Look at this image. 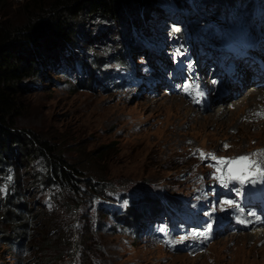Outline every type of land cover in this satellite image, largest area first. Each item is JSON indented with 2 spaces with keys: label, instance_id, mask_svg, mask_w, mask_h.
Segmentation results:
<instances>
[{
  "label": "rangeland",
  "instance_id": "1",
  "mask_svg": "<svg viewBox=\"0 0 264 264\" xmlns=\"http://www.w3.org/2000/svg\"><path fill=\"white\" fill-rule=\"evenodd\" d=\"M28 1L1 0L0 15L11 27L22 26L29 16ZM179 1L141 3L138 15L126 6V15L137 19L132 16V34L107 17L82 13L77 26L89 38L73 36L69 66L64 60L55 68L44 62L37 76L26 80L30 88L24 90L26 110L19 125L58 138L64 158L77 169L82 162L87 167L89 175L82 180H104L101 192L86 195L87 204L68 214L58 189L51 193L54 198L44 196L48 213L70 221L67 231L77 250L66 264H264V230L254 232L264 228V218L245 208L252 218L241 221L235 212L236 203L243 206V195L259 189L264 178L243 182L248 188L237 180L221 183L217 162L208 155L256 153L252 159L264 167V96L242 100L255 88L250 85L223 104L206 94H188L197 101L192 103L178 90L179 80H169L172 67L191 59L202 43L216 45L229 31L257 23L264 16V0ZM176 28L187 31V42ZM79 58L90 63V74L75 62ZM123 62L130 64L128 71ZM205 82L211 84L206 77ZM170 97H182L187 104L173 106ZM15 180L0 181V215ZM22 190L25 198L32 196ZM130 200L139 213L133 229L110 213L125 211ZM17 235L24 238L13 245L0 237V264H35L28 235Z\"/></svg>",
  "mask_w": 264,
  "mask_h": 264
},
{
  "label": "trees",
  "instance_id": "2",
  "mask_svg": "<svg viewBox=\"0 0 264 264\" xmlns=\"http://www.w3.org/2000/svg\"><path fill=\"white\" fill-rule=\"evenodd\" d=\"M153 2L154 0H29L24 3L29 10L27 22L15 27H11L0 15V181L8 179L11 174L16 177L14 189L5 201L4 213L0 215V223L9 228L0 227V237H5L13 245L24 238L17 233L28 235L29 247L32 246L35 250L31 254H34L35 259L38 258L34 260L35 264H66L68 259L75 257L77 250L75 241L68 235V217L48 213L42 203L44 196L52 199L56 194L52 196L51 193L58 189L68 214L70 210H77L87 204L86 199L94 192H101L105 186L104 180L96 179L95 176L82 180L83 175H89L87 167L82 162L78 163L77 169L72 162L66 160L58 151V138L54 142L19 125L18 119L26 110L24 90L30 88L26 80L35 78L39 64L44 62H52L54 68L60 67L61 61H66L71 56V47L76 44L74 35L89 38L82 27L77 26L79 23L76 18L82 13L91 17H107L112 23H120L123 30L125 25L132 34L134 26L131 22L134 15H126L125 7H131L130 11L138 15L137 5L142 3L143 6H149L154 5ZM134 19L136 22L137 19ZM78 32L82 35H78ZM64 48H67V52L63 51ZM86 65L90 74L89 63L86 62ZM21 168L25 169L27 177H22L24 173ZM22 188L32 196L25 198ZM37 193H41L40 197ZM35 197L39 200L36 201ZM133 209V206H129L124 211L125 214H113L118 221L124 219V223L131 224L135 220L132 217L135 214H131ZM15 211L22 212L24 217Z\"/></svg>",
  "mask_w": 264,
  "mask_h": 264
},
{
  "label": "snow or ice",
  "instance_id": "3",
  "mask_svg": "<svg viewBox=\"0 0 264 264\" xmlns=\"http://www.w3.org/2000/svg\"><path fill=\"white\" fill-rule=\"evenodd\" d=\"M227 147V145H225ZM203 158L205 154L197 150ZM264 151V150H262ZM211 159L216 161V178L224 183L226 180H237L240 182L252 181L255 177L264 176V167H261L260 162L252 159L256 153L241 155L232 158L217 157L215 154H208ZM226 203H231L227 201ZM202 236H207V233H200Z\"/></svg>",
  "mask_w": 264,
  "mask_h": 264
},
{
  "label": "bare ground",
  "instance_id": "4",
  "mask_svg": "<svg viewBox=\"0 0 264 264\" xmlns=\"http://www.w3.org/2000/svg\"><path fill=\"white\" fill-rule=\"evenodd\" d=\"M261 26L263 27L264 26V21L262 22V24H261ZM182 72H183V70H179V75H182ZM212 78H213V76L212 77H210V75L209 76H206V79H208L209 81H210V83H211V80H212ZM247 80V79H246ZM166 83V82H165ZM167 85H168V83H166ZM168 86H170V85H168ZM246 87V83H245V81H244V86L243 87H240V86H236L235 85V83H231V89L234 91V94L233 95H235V94H237L238 92H241L242 91V89H244ZM255 87V86H254ZM238 89V90H237ZM236 90H237V92H236ZM189 91H190V89H189ZM233 95H231V96H233ZM260 96H264V92L259 88V87H255L253 90H251V91H248V92H246L245 93V95L243 96V99L242 100H246V99H249V98H257V97H260ZM170 100H169V102L171 103V105H173V106H183V101H184V103H186L187 104V102L182 98V97H174V98H169ZM226 99H228V98H223V99H221L220 100V98H218V97H215V98H213V100L215 101V102H219V101H221V102H219V103H224L225 101H226ZM167 100V99H166ZM182 100V101H181ZM225 110V107L223 106V107H220V108H218V112H221V111H224ZM262 124V123H261ZM264 124V123H263ZM257 128V127H256ZM256 130V129H255ZM262 178H264L263 176L262 177H260L259 179H262ZM264 180V179H263ZM263 180H261V181H263ZM247 184H248V182H247ZM262 184H264V183H261V184H259V186L260 185H262ZM244 188V187H243ZM262 189H263V187H262ZM225 204V203H224ZM223 207H224V205H222ZM226 207V206H225ZM236 219H238V220H251V218H252V215H249L247 212H243L242 211V209L241 208H236ZM263 222V221H262ZM261 225V224H260ZM250 226H253L252 224H250ZM255 231L254 232H259V231H262V230H264V228H259V229H254ZM219 232H221L220 230H219Z\"/></svg>",
  "mask_w": 264,
  "mask_h": 264
},
{
  "label": "clouds",
  "instance_id": "5",
  "mask_svg": "<svg viewBox=\"0 0 264 264\" xmlns=\"http://www.w3.org/2000/svg\"><path fill=\"white\" fill-rule=\"evenodd\" d=\"M147 17H149V15H145L144 16V18H147ZM136 28H138V25L136 24ZM48 197V196H47ZM46 199H48V198H46ZM131 214L133 215V214H135V215H133L135 218L134 219H137L138 218V212L136 211V209L134 208L133 209V212H131Z\"/></svg>",
  "mask_w": 264,
  "mask_h": 264
}]
</instances>
